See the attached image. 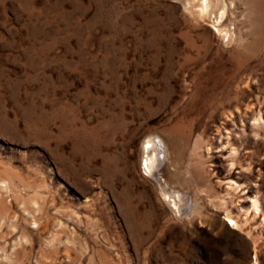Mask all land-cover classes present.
<instances>
[{"label":"rangeland","instance_id":"rangeland-1","mask_svg":"<svg viewBox=\"0 0 264 264\" xmlns=\"http://www.w3.org/2000/svg\"><path fill=\"white\" fill-rule=\"evenodd\" d=\"M200 2L0 0V264H264V0Z\"/></svg>","mask_w":264,"mask_h":264},{"label":"bare ground","instance_id":"bare-ground-1","mask_svg":"<svg viewBox=\"0 0 264 264\" xmlns=\"http://www.w3.org/2000/svg\"><path fill=\"white\" fill-rule=\"evenodd\" d=\"M209 1L210 0H201V7L199 6L201 11L206 9ZM221 16H223L222 12L220 13V17ZM165 146L159 138H147L142 145L141 168L146 175L151 176L154 181L160 183L161 191L165 194V199L176 212L180 211L183 215L188 210V196L184 197L185 195H183L181 191L172 189L161 182L160 179V170L166 158ZM254 208L258 211L257 205ZM232 223L234 224V222ZM232 228H234V226H232Z\"/></svg>","mask_w":264,"mask_h":264}]
</instances>
